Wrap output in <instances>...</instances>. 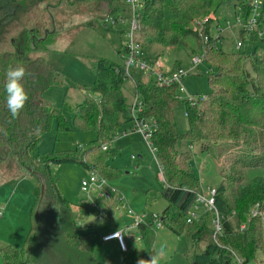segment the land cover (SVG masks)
<instances>
[{
	"label": "trees",
	"instance_id": "trees-1",
	"mask_svg": "<svg viewBox=\"0 0 264 264\" xmlns=\"http://www.w3.org/2000/svg\"><path fill=\"white\" fill-rule=\"evenodd\" d=\"M43 1L7 0L9 6L3 18L16 17L25 9L26 2ZM253 1L219 0V6L234 2L246 22ZM141 3L139 41L146 45L183 48L192 34L202 40L192 26L198 16L208 12L213 0H143ZM122 12L116 6L113 9L117 24L122 31H127L129 17ZM261 12L257 29L253 32L242 29V34L257 36L262 32L264 0ZM207 24L208 21L204 24L206 38L202 41L205 59L214 69L208 74L211 91L194 103L177 97V85L160 86L155 81H144L141 72L129 77L124 64L105 58L93 62L96 78L92 89L99 92V101L86 98L74 108L75 126L96 132L81 155L77 151L36 155L41 135L54 118L58 120L59 129H70L64 112L43 99V93L57 83L54 67L45 57L32 58L27 52L31 41L37 48L44 49L56 40V32H46L39 38L32 36V39L29 37L32 33L29 36L23 33L15 51L0 52V165L12 154L39 180L25 243L22 247L0 243L5 264H102L95 255L100 239L94 230H85L77 224L74 225L76 231L68 233L57 220L52 206L69 208L71 204L60 191L51 167L76 163L106 179L116 176L115 168L108 162L115 151L110 150L108 143L117 136L122 123L134 121L132 103L123 92L126 79L133 82L135 95H139L142 103L140 117L156 125L151 144L162 167L165 185L162 190L147 192V204L165 198L167 206L161 220L171 231L191 239L195 248L192 264H233L235 256L248 263L264 253L263 218L251 216L256 205L264 213V177L246 179L249 169L264 167V52L262 55L224 52L218 38L209 35ZM10 66L24 67L27 73L22 83L29 99L16 119H12L7 110L4 89ZM181 103L186 105L189 118L186 133L180 131L174 114ZM184 140L198 143L202 150H208L212 144H222L232 150L221 165L222 182L215 196V206L222 215V230L218 234L213 225V211H204L200 218L187 221L186 211L196 196V182L191 153L178 149L179 141ZM244 223L246 227L242 230Z\"/></svg>",
	"mask_w": 264,
	"mask_h": 264
},
{
	"label": "rangeland",
	"instance_id": "rangeland-1",
	"mask_svg": "<svg viewBox=\"0 0 264 264\" xmlns=\"http://www.w3.org/2000/svg\"><path fill=\"white\" fill-rule=\"evenodd\" d=\"M138 1L141 5L143 0ZM26 3L25 9H21L10 20L3 18L8 2L0 0V52L15 51L23 33H28V36L32 33L29 36L32 39V36L39 38L46 32H56V40L49 42L44 49L37 48L31 41L27 52L32 58L45 57L54 67L58 76L57 83L43 93V99L48 105L56 106L64 112L70 127L68 130L59 129L58 120L54 118L49 129L41 135L36 155L42 157L53 151H77L81 155L96 137V132L75 126L74 108L86 98L99 101V92L92 89L96 78L93 62L105 58L125 64L122 54L129 41L128 32L122 31L121 25H114L107 18L114 17L115 6L119 11L123 10V15L130 17L129 8L124 0H44L37 4ZM211 13H215V17L211 18ZM207 19L209 35L218 38V44L224 52L244 55L255 52L262 55L264 52V27L257 36L253 33L242 34L243 26L239 19L243 20L234 2L219 6V0H213L208 12L197 18L202 22ZM192 28L200 33L204 41L206 34L203 30L206 27ZM202 40L192 34L187 38L188 45L183 48L146 45L140 41L145 56L152 61L159 59L165 74L180 69L186 73L183 80L185 90H177L180 99L198 101V98L207 96L211 91L208 74L214 69L205 59ZM238 42L241 43L240 49L237 48ZM197 57L200 62L195 65ZM132 71L140 74L139 71ZM141 75L144 81L154 83L156 80L153 75L143 72ZM123 92L129 102L133 103L135 89L131 80H125ZM174 114L180 131L186 133L189 128L186 105L179 104ZM133 126V120L122 123L117 136L108 143L110 150L115 151L108 162L115 168L116 176L106 179L107 193L103 197L96 190L89 194L83 191L82 181L89 177V169L76 163L52 165V172L64 198L71 205H79L84 209L83 212L79 208L53 205V211L68 233H73L72 228L77 224L97 233L100 240L95 255L102 264H138L140 259L148 260L161 251L163 256L159 264H192L195 248L191 239L171 231L163 220L162 227L153 222L155 214L161 219L167 201L160 198L148 205L146 195L149 190H162L165 179L161 177V166L149 143L139 131L132 130ZM178 149L191 153L197 193L207 194L210 188L220 186V168L232 152L229 147L212 144L208 150H202L198 143L184 140L179 141ZM258 176L264 177V167H255L246 173L247 180ZM38 189V178L30 174L14 155L11 154L7 162L0 165V243L23 246L31 228V211ZM109 194L112 196L108 198ZM120 197L124 199L120 200ZM99 207H103L107 213L102 219L98 217ZM129 208L144 215V223L148 228L145 231L140 225L132 229L133 236L126 239L127 249L122 251L116 240L106 243L101 235L133 223L128 214ZM203 211V207L198 210L192 208L191 213H196L198 219ZM213 225L215 229L214 219ZM261 260H264V253H259L255 260L246 264H256V261L260 263ZM0 264H5L1 253Z\"/></svg>",
	"mask_w": 264,
	"mask_h": 264
},
{
	"label": "built area",
	"instance_id": "built-area-1",
	"mask_svg": "<svg viewBox=\"0 0 264 264\" xmlns=\"http://www.w3.org/2000/svg\"><path fill=\"white\" fill-rule=\"evenodd\" d=\"M126 5L129 8L130 17H129V26L127 29L129 35V41L125 45V53L122 54V57L125 60L124 71L127 76L131 77L133 75L132 70H136L139 72L147 73L148 75H153L156 77L155 82L160 86H170L177 85L181 91H184L185 88L183 86V80L186 77V73H184L181 69L178 71H174L171 74H165L163 71L162 63L159 59L157 60H149L143 51V44L137 38L138 31L140 29V21H139V10L141 8L140 2L138 0H124ZM262 10V0H254L251 4V15L246 22H242L239 19V22L242 24L243 29L249 32H253L257 29L259 19L261 17ZM107 21H111L112 24L116 25L117 20L115 17H108ZM208 21V19H207ZM202 22L201 20L195 21V29L203 26L206 22ZM206 38V37H205ZM241 43H237V48L240 49ZM200 62L199 57H197L194 61L195 65ZM191 102H195V100H190ZM142 103L140 101L139 95H135L134 101L131 106V112L134 117V130L139 131L144 139L149 143L153 153H155V149L151 144V136L153 130L155 128V122L149 121L145 118L140 117V112L142 111ZM104 149H107V145H104ZM133 158H135L133 156ZM162 171V167H161ZM163 178V171L161 175ZM106 186V178L100 176L97 172L91 171L88 178L83 179L82 181V189L83 191L89 194L90 191L96 190L100 193V196L103 197L107 193L105 188ZM217 193V188H210L207 194L196 193L193 203L188 207L187 213V221L193 222L194 219H197L196 213H191L192 208L198 210L201 207L204 208V211H213L214 213V222H215V234H218L222 230L221 219L222 215L217 210L215 206V196ZM124 198H120L123 200ZM0 210V215H1ZM128 214L133 219V223L127 227L125 230L110 232L102 237L103 241L116 240L121 248V250L125 251L127 249L126 239H131L132 234L131 230L145 224L144 223V215H139L134 212L131 208L128 209ZM191 214V216H189ZM107 213L103 207H99L98 217L102 219L106 216ZM251 216H262L264 221V213L259 210L257 205L251 211ZM153 222L159 226H163V222L159 219V216L155 214L153 216ZM246 227V223L241 225V229L243 230ZM233 264H246L243 259L235 256Z\"/></svg>",
	"mask_w": 264,
	"mask_h": 264
},
{
	"label": "clouds",
	"instance_id": "clouds-1",
	"mask_svg": "<svg viewBox=\"0 0 264 264\" xmlns=\"http://www.w3.org/2000/svg\"><path fill=\"white\" fill-rule=\"evenodd\" d=\"M26 74V69L21 66H10L6 73V80L4 84L6 92V105L12 119L18 118L29 99L28 93L22 83ZM162 256L163 252L161 251L153 254L148 260L140 259L138 264H159Z\"/></svg>",
	"mask_w": 264,
	"mask_h": 264
},
{
	"label": "crops",
	"instance_id": "crops-1",
	"mask_svg": "<svg viewBox=\"0 0 264 264\" xmlns=\"http://www.w3.org/2000/svg\"><path fill=\"white\" fill-rule=\"evenodd\" d=\"M212 17H215V13H211V18ZM134 127V126H133ZM132 127V130L134 129ZM110 190V189H109ZM115 192H117L116 190H114ZM197 193V192H196ZM112 196V195H111ZM110 196V194L109 195H107V197L109 198V197H111ZM119 196V195H118ZM121 198V197H120ZM70 208H79L80 210H82L83 212H84V209L82 208V207H80L79 205L78 206H76V205H70ZM203 213H204V211H203ZM202 213V214H203ZM2 214V213H1ZM202 214L201 215H199V217L198 218H200L201 216H202ZM132 224V222L129 224V225H127V227H129L130 225ZM150 224V223H149ZM126 227V228H127ZM141 227L146 231L147 230V228H148V225L147 224H143V225H141ZM126 228H123V227H120V228H117V229H115V230H113L112 232H114V231H120V230H125ZM74 231H76L75 230V228H74V226H73V228H72V232H74ZM110 233V232H109ZM106 234H108V233H104V234H102L101 236L103 237L104 235H106ZM111 241H114V240H110V241H104V242H106V243H108V242H111ZM123 251V250H122ZM264 260H261L260 261V263L259 262H257L256 261V264H263L262 262H263Z\"/></svg>",
	"mask_w": 264,
	"mask_h": 264
},
{
	"label": "water",
	"instance_id": "water-1",
	"mask_svg": "<svg viewBox=\"0 0 264 264\" xmlns=\"http://www.w3.org/2000/svg\"><path fill=\"white\" fill-rule=\"evenodd\" d=\"M44 190V184H43V181H42V191Z\"/></svg>",
	"mask_w": 264,
	"mask_h": 264
}]
</instances>
